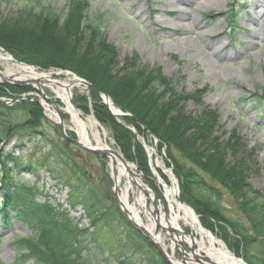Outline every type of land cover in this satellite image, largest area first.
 <instances>
[{
  "label": "trees",
  "instance_id": "obj_1",
  "mask_svg": "<svg viewBox=\"0 0 264 264\" xmlns=\"http://www.w3.org/2000/svg\"><path fill=\"white\" fill-rule=\"evenodd\" d=\"M15 1L28 4V20L22 25L18 24V20L11 24L0 22L1 48L20 62L43 69H68L90 82L96 88L89 91L95 119L109 129L123 158L136 164L146 177L150 174L148 160L135 136L138 134L145 138L148 130L157 137L159 144L166 149L171 168L179 181V200L195 210L208 230L214 233L220 227H226L241 247L264 237V197L246 186L244 176L225 162L223 146L210 135L213 120L186 114L177 105L178 100L174 102L173 94L172 99L165 94L166 101L158 104L157 101L162 98L156 84L158 81L143 67L140 68L143 72L134 71L138 65L133 62V69L129 62L123 74L113 72L114 54L104 44L99 24L87 25L88 32L84 34L86 29H83L82 21L86 3L68 0L65 11L61 13L46 0ZM12 2L14 0H0V4ZM64 52L71 56L61 59ZM27 88L13 89L25 91ZM99 91L110 97L116 107L135 117L146 130L129 117L123 116L119 121L111 117L97 97ZM4 95L6 93L0 86V96ZM256 104H259L258 100ZM31 106L36 107V104L27 101L16 102L13 107L0 104L1 148L13 139V147L16 148L24 147L25 140L36 141L41 132L32 122H41V116L34 113L35 119H31L28 115L33 113ZM25 114L26 117H23ZM41 141L48 145V149L39 157L31 152L29 158L22 159L8 149H0V167L9 162V167L0 172V219L3 229H8L13 220H22L31 230V234L22 237L15 246L18 261L26 260L30 264H111L112 261L116 264H135L120 253V246L132 243L137 251L144 250L149 255V264H166L152 245L126 223L110 191L111 182L107 174L97 179L87 175L85 169L81 170L69 152L71 146L77 147L62 136L56 140L46 136ZM40 169L67 186L69 207L74 209L80 205L91 228L79 226V221L69 215V210L51 204L50 196L43 194L36 182L29 184L20 180L19 172L36 175ZM67 171L71 177H66L64 172ZM217 187L224 190L233 206L246 219L248 230H238V219L223 215ZM37 194L44 196L43 199L36 200ZM116 221L118 226L126 228L124 233L127 236L120 245H109L100 232ZM227 238L225 235L222 240L227 241ZM244 260L248 258L244 257Z\"/></svg>",
  "mask_w": 264,
  "mask_h": 264
},
{
  "label": "rangeland",
  "instance_id": "obj_2",
  "mask_svg": "<svg viewBox=\"0 0 264 264\" xmlns=\"http://www.w3.org/2000/svg\"><path fill=\"white\" fill-rule=\"evenodd\" d=\"M46 1L54 6L57 12L61 13L65 11L68 2V0ZM77 1L86 3L85 17L82 21L83 29H86L84 34L88 32L87 25L91 26L98 23L99 33L104 44L113 51L114 56L112 55V57L115 59L113 72L120 71L121 75L125 72V66L132 64L130 66L133 69V63H135L138 66L134 67V71L139 73L140 68L143 67L145 71L154 76L156 82L158 81L159 84L154 81L159 85L158 92L162 96V98L159 96L158 104L166 101V95L172 99L171 95L173 94L174 102L177 99V105L182 107L186 114L201 115V117L213 120L211 122L213 130L210 135L218 139L214 141L223 146L225 162L234 166L238 173L244 176L246 186L251 187L253 192L255 191L264 197V8L263 10H256L257 14L254 13L256 1H259L260 5H264V0H205L207 3L211 1L209 4L212 9L207 11L205 8L202 14L198 13L196 5L180 7L181 10H186V25H189L190 18L197 19L199 23L204 24L203 29L200 30V32L205 31L204 36L193 39L198 32L197 29H194V35H189L190 42L188 43L184 40L181 42L180 39L185 37L184 35L181 37V35L174 33L175 23L178 20L174 17L169 18L167 15L171 11L170 4L174 0ZM27 5L25 2L15 0L11 4L1 3L0 22L11 24L12 21L18 20V24L22 25V22L28 20L26 13L29 6ZM140 13L141 15H139ZM87 37L88 34L85 38L87 39ZM0 52L7 53L11 59H15L4 48L0 47ZM64 54L61 59L67 55V57L71 56L66 52ZM129 62L131 63L129 64ZM22 64L36 68L41 72L58 73L53 75V78L60 80H67V77L62 75L63 73L74 74L72 71L60 67L43 69L37 65ZM3 69L4 62L0 60V71ZM0 86L6 93L0 98L5 99V101H9L7 100L9 98L14 99L25 92L13 89L3 83ZM26 90L33 96L39 93L37 89L33 90L31 87ZM89 91L90 88L88 89L84 85L71 87L69 99L73 107L83 116H90L95 119ZM44 93L49 98L59 101L57 104L61 108L63 107L64 104L61 99L56 98L54 91L48 86L44 88ZM97 97L109 115L119 121L121 117H116L112 113L110 108L106 106L105 99L101 95ZM109 99L113 104L112 99L110 97ZM257 100L259 104H256ZM27 102L36 104V107H30V111L33 113L26 114L30 115L33 120L35 119L34 113L40 114L39 120L41 122H32V124L36 125L35 127L39 129L41 134L35 142L32 140L23 141L24 147L21 148L13 147L15 139L7 143L5 147H0L1 150L8 149L13 155L21 156L22 159L29 158L31 152L38 157L45 154L48 145L41 139L46 138V136L55 140L60 139L61 136L58 124L47 115L48 112L43 110L40 103L31 100ZM8 106L13 107L12 102H9ZM113 107L122 113L125 112L115 105ZM26 114L22 116L26 117ZM63 117L68 131L67 135L69 138L75 139L76 134L68 128L70 126L69 116L63 112ZM95 121L100 129L106 131L108 144L111 148L120 151L116 147L114 139L111 138L109 129L104 124L99 123L97 119ZM136 124L145 129L140 122H136ZM130 128L133 132L135 131L134 128ZM146 134L145 138L138 136V134L135 138L144 149L148 162L149 158L152 159L153 163L159 162L156 169L160 170V179L169 186L171 185L169 174L171 165L166 155V149L159 144L158 138L154 137L148 130H146ZM152 148L155 150L153 153L151 152L152 155L150 156L149 153ZM69 152L81 170H86L84 171L87 175L100 179L105 173L111 181V171L106 157L102 158L94 153L80 151L73 146ZM131 163L135 166L133 162ZM8 165L9 162L5 163L3 168L1 166L0 172L1 169L6 170ZM18 174H20V180L23 182L29 184L36 182L43 190V194L50 196L51 204L69 210V215L79 221V226L90 227V222L80 205L74 209L69 207L66 185L53 179L44 169L38 170L36 175L25 172ZM64 174L67 175L66 177H71V173L68 171ZM146 179L151 181L154 191L159 193L161 200L164 201V190L159 182L154 179L151 171ZM124 185L125 182L121 181L120 187L123 188ZM112 188L113 182L111 190ZM217 188L221 202L220 207L224 209L223 215L230 219H238L236 224L238 230H248L246 219L233 206L232 200L223 189ZM43 197L37 194L36 200H41ZM131 201L132 195L130 194L129 202ZM142 219L145 222V217L142 216ZM116 222L107 225L100 232V236L105 239V242L108 241L109 245L110 243L120 245L127 236L125 235L126 228L122 225L118 226L119 223ZM182 230L187 234L191 233L186 226H183ZM211 233L222 242L228 251L242 261L247 263L249 260L251 264H264V237L258 238L255 243L250 244L248 242L249 244L241 247V245L238 246V239L234 238L232 232L226 227H220L219 230ZM30 234L31 230L26 227L22 220L11 221L10 227L5 230L2 219H0V264H30V261H18L15 251V246L20 243L22 237ZM173 235L175 236V234ZM225 235L228 236L227 241L222 240ZM161 240L167 248V253L173 256L176 261L181 262L180 246L173 244L172 240L162 232ZM120 248V253L128 256L135 264H149V255L144 250L137 251L136 245L129 243L128 246H120ZM193 251L196 253L195 248ZM184 252L186 253V260H184L186 263L184 264H201L192 259L187 248H184ZM201 256L203 257V255ZM244 257L248 260H243ZM111 264L116 263L112 261Z\"/></svg>",
  "mask_w": 264,
  "mask_h": 264
},
{
  "label": "bare ground",
  "instance_id": "obj_3",
  "mask_svg": "<svg viewBox=\"0 0 264 264\" xmlns=\"http://www.w3.org/2000/svg\"><path fill=\"white\" fill-rule=\"evenodd\" d=\"M209 2L211 1H208V3L207 1L205 2V0H174L171 2V11L168 12L167 15L169 18L174 17L178 20L177 23H175L174 33L181 35V37H183V35L185 36L180 39L181 42H183V40L186 43L190 42L189 35H194V29H197L198 32L193 39H198L199 36H204L205 31L200 32V30L203 29L202 27H204V24L199 23L197 19L194 18H190L189 25H186V10H181L180 7L184 5L188 7L196 5L198 7V13L202 14L204 11L203 9L207 8V11L212 9ZM255 4L254 13L257 14L258 10H263L264 5H260L259 1H256ZM139 15H141V13ZM0 60L4 62V69L3 71H0V80L3 77L19 78L22 80L28 79L33 81L32 84L34 86H37L43 91L44 88L48 86L54 91L56 97L61 99L63 102L64 105L61 110L69 116L70 126L68 128L74 131L78 141L89 147H96L102 150L106 149L112 152L111 154H108L107 161L109 170L114 175V180L120 190L119 201L123 204L126 212L129 213V217L137 224L142 222V214H144L146 219V224L144 225L146 226L148 233L152 234L154 228V218L151 216V212L145 210L146 200L147 202H150V210L152 211L154 209V206L150 201L152 194L149 191L148 197L144 196L141 189L142 181H140L139 174L135 170V166L129 162L123 163L116 154L118 152L113 150L108 144L106 131L104 129H100L97 122L92 117L83 116L81 112L75 109L70 102L69 97L71 87H79V85H82L79 82V79L68 72L62 74L64 77H67V80L55 79L53 78V75H57L58 73L41 72L36 68L16 62L14 59H11L7 53L4 54L0 52ZM34 81L36 84H34ZM107 102L108 107H110L113 113H119L117 109L112 107L113 104H111V101ZM42 103L44 107L48 109L44 100ZM47 115L56 119L53 111L50 109H48ZM158 163V161L153 163L152 159H150L149 166L154 179L159 182L164 190L163 199L165 203L161 200V198H159V202H157L155 207L158 212L159 223L167 229L172 228L175 231V236L173 235V238L177 242L180 241L181 243H185L188 248H195V252L199 253V256H205L207 262L210 261L217 264H246L232 252L228 251V249L224 247L222 242L218 240L215 235L206 230L200 224V221H198L193 210H191L186 204L176 199V180L173 178L172 174L169 173L171 185L168 186V184L162 181L160 179V170L156 169L158 167ZM121 181L125 182L123 188L120 187ZM130 193L134 194V199L131 203L129 202ZM183 226L188 227L191 233L187 234L183 232ZM154 240L161 244L164 249H167L161 240V236L157 235ZM169 259L173 261L174 264H180V262L176 261L172 256H169Z\"/></svg>",
  "mask_w": 264,
  "mask_h": 264
},
{
  "label": "water",
  "instance_id": "obj_4",
  "mask_svg": "<svg viewBox=\"0 0 264 264\" xmlns=\"http://www.w3.org/2000/svg\"><path fill=\"white\" fill-rule=\"evenodd\" d=\"M2 81H1V83H3V84H9V85H16V86H25V85H27V84H29V85H32V83H33V81H31V80H28V79H25V80H22V79H16V78H12V77H3L2 79H1ZM79 82L80 83H82L83 85H85L86 87H92V88H95V87H93L90 83H88L87 81H85L84 79H82V78H80L79 77ZM34 84H36V82L34 81ZM38 90L39 92H40V96H41V98H43V99H45V100H48L52 105H53V108H54V110L56 111V113H57V117H58V125H59V128H60V131L62 132V134H63V136L68 140V141H71V142H73L76 146H78L81 150H84V151H88V152H94V153H96L97 155H100V156H108V154H111L112 152L110 151V150H106V149H99V148H96V147H89V146H87V145H85V144H83L82 142H80V141H78V140H74V139H72V138H69L68 136H67V134H66V131H64V124H63V120H62V115H61V110L59 109V107L56 105V103L52 100V99H49L48 97H46L45 96V94L42 92V90L41 89H39L37 86H36V88H35V90ZM101 93V96L105 99V103H106V106L108 107V102L107 101H110V99H109V97L106 95V94H104L103 92H100ZM19 101H23V100H33V101H35L36 103L37 102H39L40 100H39V98L36 96L35 98L34 97H26V98H19L18 99ZM12 102H15V100H11ZM0 102L1 103H4L3 101H2V99H0ZM112 104V103H111ZM112 107H113V105H112ZM110 108V107H109ZM115 108V107H114ZM116 109V108H115ZM111 110V109H110ZM118 110V109H117ZM119 111V113H113V111H112V113L116 116V117H123V116H126V117H130L133 121H136L137 123H139L138 122V120L135 118V117H131L129 114H127V113H122L120 110H118ZM117 154V153H116ZM117 156L119 157V159L120 160H122V162L123 163H126V160H124L123 158H122V156L121 155H119V154H117ZM136 171H137V173L139 174V176H140V179H141V181H143V183L146 185V186H148V187H150V183L148 182V180H145L144 179V177L141 175V173L139 172V170H137L136 169ZM114 181V180H113ZM142 191H144V190H142ZM144 194L147 196V191H144ZM154 205H156V203H157V199H158V197H157V195H155L154 194ZM147 209H148V203H147V207H146ZM155 212V214L153 213V215H155V219H156V211H154ZM128 222L138 231V232H140V234H142L146 239H147V241H148V243L149 244H152L155 248H156V250H157V252L159 253V255H162V257L164 258V260L166 261V262H169V259H168V257H167V255L163 252V249H162V247H160V245L159 244H157V242H155L154 241V239H153V237L151 236V234H148V232L144 229V227H142L141 225H137V224H135L131 219H128ZM155 223H156V227H155V229H157V228H159V227H161V228H163L157 221H155ZM169 233H171V232H173L174 230L171 228H169L168 230H167ZM181 245H182V247L183 248H186L187 246L184 244V243H181ZM189 251H190V253L192 254V256H193V259L196 261V262H199V256L197 255V254H195L194 252H193V250L192 249H189ZM170 263V262H169ZM209 264H217V263H213V262H208Z\"/></svg>",
  "mask_w": 264,
  "mask_h": 264
}]
</instances>
